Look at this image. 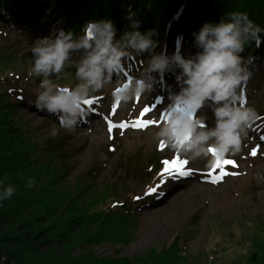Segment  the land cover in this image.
Listing matches in <instances>:
<instances>
[{
    "label": "rangeland",
    "instance_id": "rangeland-1",
    "mask_svg": "<svg viewBox=\"0 0 264 264\" xmlns=\"http://www.w3.org/2000/svg\"><path fill=\"white\" fill-rule=\"evenodd\" d=\"M184 11L172 21L181 19ZM37 12L33 13L34 17L28 16L31 20L24 23H12L0 17V76L7 74L8 79L11 74L14 83L17 76L21 77L17 84L23 94L28 93L25 97L30 98L37 97L42 79L29 75L30 48L36 38L50 35L56 26L63 27L62 20L52 10L44 16L39 14L41 11ZM47 21L52 26H44ZM157 30V39L161 43L158 51L165 46L168 49L166 38L170 30L162 31L160 27ZM193 37L190 38L192 43ZM176 44L184 43L178 40ZM260 50L248 47L245 53L260 58L257 60L258 71L246 88V96L248 105L264 116V59ZM181 51L185 55L190 53L186 48ZM148 59V55L130 58L129 76L137 74ZM74 72V69H68L63 79L54 82L74 86ZM28 76L34 79L25 80ZM170 77L163 80L154 92L146 93L125 106L114 102L112 91L117 83L114 76L111 84L90 98L91 111L87 120L71 131L60 128L55 116L50 115L51 120H47L45 116L49 114L39 112L34 104L29 102L27 105L26 101L20 109L11 113L9 123L18 126L19 132L22 131L24 137L31 138L40 148L46 147L49 142H56L62 143L61 146L69 152L68 164L72 169L65 183L59 186L58 194L70 193L71 197L73 191L72 194L78 196L81 203L85 202L86 208L81 203L74 202V206L81 213H84V208L86 214L92 217L84 220L85 227L70 235L71 243L82 241L86 244L75 246L76 255H91L104 262L121 261V264H264L263 147L254 149V143L244 137L240 152L226 155L215 170L207 165L206 158L189 160L175 154L167 146L163 149L157 147L154 131L161 123L160 117L166 114L168 104V90L164 92L163 89L171 85L178 91L175 76L171 74ZM158 97H163V100ZM197 115L206 116L209 126L214 124L209 109H202ZM107 119L115 124L126 122L129 127L109 130ZM137 119L156 125L147 129L138 128L133 126ZM254 127L264 129V119L258 120ZM52 128L59 130L54 137L51 135ZM253 150H256L255 155ZM33 158H38V155L34 153ZM176 158L186 161L185 168L192 171L191 175L184 178L167 176L161 182L164 169L158 170V166L159 172L154 170L148 175L150 160L158 159L160 165L161 161ZM226 160L234 163H223ZM40 166L45 172V166ZM91 168L96 170L97 175L94 189L88 190L83 184V190L79 185L81 178ZM220 176L223 179L214 183L213 180ZM157 185L156 192L146 194L147 189ZM105 188L110 189L109 193L104 192ZM82 194L88 197L85 201H82ZM107 194L106 204L102 206V199ZM145 201L147 203H143ZM117 206L124 212L133 209V217L123 224L101 219L104 217L102 210H115ZM88 211H94L96 215Z\"/></svg>",
    "mask_w": 264,
    "mask_h": 264
},
{
    "label": "clouds",
    "instance_id": "clouds-1",
    "mask_svg": "<svg viewBox=\"0 0 264 264\" xmlns=\"http://www.w3.org/2000/svg\"><path fill=\"white\" fill-rule=\"evenodd\" d=\"M126 19L130 23L122 34L112 19L105 18L89 20L79 38L59 26L50 35L36 38L30 48L29 75L42 79L34 107L55 116L60 128L71 131L87 120L91 109L86 102L111 84L114 76V102L127 106L154 92L171 73L178 91L171 85L168 88L166 114L160 117L153 136L157 147L163 144L189 160L206 158L209 167L228 154L239 153L242 138L264 119L248 105L246 96L260 58L245 55L253 43L256 48L264 47V26L247 12H228L219 22L207 21L193 32L197 50L185 55L180 48L171 54L166 46L158 51V30H142V20L131 5ZM145 54L149 59L137 74L129 76V59ZM68 69L75 70L74 86L54 82L63 79ZM205 108L214 117L211 126L206 116L197 115ZM57 134L58 129L52 128L51 135ZM34 183L29 177L28 187ZM15 190L14 185L4 186L0 201L11 198Z\"/></svg>",
    "mask_w": 264,
    "mask_h": 264
},
{
    "label": "trees",
    "instance_id": "trees-1",
    "mask_svg": "<svg viewBox=\"0 0 264 264\" xmlns=\"http://www.w3.org/2000/svg\"><path fill=\"white\" fill-rule=\"evenodd\" d=\"M129 5L134 11H138L142 30L159 27L162 31L170 30L171 52L175 49V37L192 36L205 22H219L228 12H247L253 20L264 26V0H0V17L19 21L18 15L25 11L45 13L52 10L62 20L63 28L74 31L77 38L84 34L82 28L85 24L93 19H112L122 34L125 26L130 23L126 19ZM184 9L182 18L169 28L173 18ZM255 47L253 43L249 48ZM260 53L264 59V47ZM2 75L0 180L4 183L0 185V190L8 184L14 185L16 190L11 198L0 201V264H121V261L104 262L91 255H76L75 246L86 244L82 241L71 243L70 235L82 226L85 227L84 220L92 217L86 214L84 208V213H81L74 206V202H81L78 196L72 194L73 191L71 197L70 193H64L66 195L63 196L58 194L59 186L65 183L72 169L68 164L69 152L61 146L62 143L56 142H49L46 147L40 148L31 138L24 137L18 126H11V113L20 109L25 101L27 105L29 102L33 104L37 97H25L28 93L23 94L18 85L21 77L17 76V82L14 83L13 75L10 74L8 79L7 74ZM24 79L29 81L34 78L28 76ZM34 153L38 158H33ZM155 160L148 162V175L157 170V166L158 170L161 169L163 161L159 165L158 159ZM42 164L45 172L40 166ZM96 176V170L89 169L79 185L83 190V184L88 190L93 188ZM29 177L35 181L32 187L27 185ZM105 191L109 193L110 189L105 188ZM82 198L85 201L88 197L82 194ZM107 198L108 194L102 199V206L106 204ZM84 203L80 205L83 206ZM131 210L134 212L133 209L124 212L119 206L115 210H102L104 217L101 219L123 224L125 220L133 217ZM88 213L96 215L94 211Z\"/></svg>",
    "mask_w": 264,
    "mask_h": 264
},
{
    "label": "snow or ice",
    "instance_id": "snow-or-ice-1",
    "mask_svg": "<svg viewBox=\"0 0 264 264\" xmlns=\"http://www.w3.org/2000/svg\"><path fill=\"white\" fill-rule=\"evenodd\" d=\"M86 103L91 104L92 101L89 100ZM147 110L148 109H145V111H147ZM147 123H151V122L141 121L140 123L134 124L133 126H135V127H145L147 125ZM127 126H128L127 124L121 125V127H127ZM112 127H113V125H112L111 121H109V130H111ZM163 147H164V145L161 144L160 148L163 149ZM252 154L255 155L256 154V150H253ZM223 163H234V161L226 160V161H223ZM185 164H186V161L180 160L178 158L173 159L172 161L164 160L163 161L164 170H163V173H162L161 182L166 180L167 176H173V178H176L177 176L182 177V176L189 175L190 174V170L185 168ZM220 164H221V160L218 159L216 164L213 166V170H215L216 168L220 167ZM225 174H227V173H225ZM222 179H223V176H220V177L216 178L215 180H213V182L214 183H218ZM158 187H159V185H157L155 188L147 189V193L146 194L150 195L153 192H156ZM138 198L139 197H137V199Z\"/></svg>",
    "mask_w": 264,
    "mask_h": 264
},
{
    "label": "bare ground",
    "instance_id": "bare-ground-1",
    "mask_svg": "<svg viewBox=\"0 0 264 264\" xmlns=\"http://www.w3.org/2000/svg\"><path fill=\"white\" fill-rule=\"evenodd\" d=\"M49 22L47 21L45 24H43L44 26H52L51 24H48ZM48 26V27H49ZM46 27H45V29H46ZM47 27V28H48ZM182 42L183 43H187V42H189V40L188 39H185V40H182ZM190 44V43H189ZM171 74L169 73V74H167L166 76H165V78H164V80L165 79H170L171 77ZM163 82V81H162ZM161 82V83H162ZM167 87H165L164 88V92H166V90H168V89H166ZM254 131L253 130H251V129H249V131H248V136H247V138H249V140L252 142V143H254V145L256 146V148H254V149H258V148H260V147H263V149H264V129H258V128H255L254 127ZM191 172V171H190ZM188 176V175H187ZM185 176H182V178H184Z\"/></svg>",
    "mask_w": 264,
    "mask_h": 264
}]
</instances>
